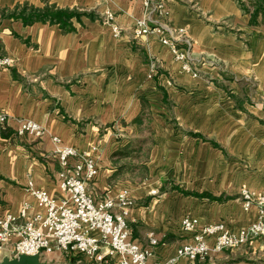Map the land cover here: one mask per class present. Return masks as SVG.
I'll return each instance as SVG.
<instances>
[{
	"label": "crops",
	"instance_id": "1",
	"mask_svg": "<svg viewBox=\"0 0 264 264\" xmlns=\"http://www.w3.org/2000/svg\"><path fill=\"white\" fill-rule=\"evenodd\" d=\"M144 1L0 0V9L48 3L94 14L93 20H73L70 32L0 15V60L12 61L0 68V111L8 119L0 135V217H16L18 228L43 214L26 191L28 183L55 200L64 198L57 187L54 137L80 152L95 147L98 175L89 193L100 202L127 191L134 203L127 211L132 238L147 246L152 234L158 245L151 261H159L187 242L183 217L197 219L199 226L222 223L232 232L256 219V208L244 212L238 197L242 191L264 193V25L251 26L233 0H162L161 14L150 0L145 9ZM107 14L121 30L119 38L103 24ZM143 18L161 33L133 38L134 24ZM163 38L192 43L197 78L181 70ZM142 101L154 143L143 180L116 173L112 164L116 152L145 135L143 124H133ZM23 120L35 122L44 134L19 136ZM169 182L175 190H165ZM24 203L29 209L21 219ZM15 240L0 261L10 258ZM262 243L177 264H256L250 254ZM58 253L47 255V263L55 264Z\"/></svg>",
	"mask_w": 264,
	"mask_h": 264
},
{
	"label": "built area",
	"instance_id": "2",
	"mask_svg": "<svg viewBox=\"0 0 264 264\" xmlns=\"http://www.w3.org/2000/svg\"><path fill=\"white\" fill-rule=\"evenodd\" d=\"M150 2L161 14L162 0ZM149 4V0H145L144 8L148 9ZM112 19L113 16L107 14L103 24L111 28L115 38H119L121 30L112 24ZM152 32L161 33V29L150 25L145 18L136 21L132 29L135 39ZM161 43L169 48L185 74L192 79L198 77L190 59L192 43L188 39L163 38ZM11 65L12 61L8 58L0 60V68ZM7 120V116L0 111V135L7 129ZM17 134L39 138L44 131L35 122L23 120L19 123ZM52 140L56 146L53 157L60 168L57 187L64 198L55 200L47 192L37 190L28 183L26 191L43 214L34 216L18 228L15 226L16 217L10 214L0 217V256L13 237L16 240L12 245L11 259L36 255L41 258V255L60 252L81 255L96 262L109 260L114 264H177L181 259L189 263L202 262L210 254L240 248L255 239L264 241V193L254 195L242 191L239 201L243 211L256 208L257 216L253 223L232 232L222 223L199 226L197 219L183 217L180 227L187 236V242L176 250L173 257L151 261L158 241L149 234L147 246H142L132 238L127 211L134 203L127 191H121L115 197L104 196L100 202H96L89 193L88 186L98 175L94 158L97 149L93 147L88 153L80 152L63 146L56 137ZM28 209L29 205L24 203L19 218L24 219Z\"/></svg>",
	"mask_w": 264,
	"mask_h": 264
},
{
	"label": "trees",
	"instance_id": "3",
	"mask_svg": "<svg viewBox=\"0 0 264 264\" xmlns=\"http://www.w3.org/2000/svg\"><path fill=\"white\" fill-rule=\"evenodd\" d=\"M238 6L242 14L250 17L249 24L251 26H257L259 24L264 25V0H233ZM0 15L3 18L20 19L24 25H32L36 22H49L59 26L63 32H70L73 30V20L80 22L82 17L94 19L93 13L78 12L77 10L60 9L54 5L44 3L43 7H35L27 3L18 4L12 9L4 8L0 9ZM260 19V22H259ZM3 56L2 45L0 43V58ZM235 98V97H233ZM141 114L137 117L133 124L141 126L146 121L149 123V117L145 113V103L142 101ZM237 108H241V104L237 103ZM147 139H141L137 142V145H128L121 151L116 152L113 155V166L116 168V173L128 172L130 174H139L140 179H146L148 176V169L146 162L148 161L147 150L144 148L148 143ZM151 140V139H150ZM153 143V141H151ZM173 190H175L173 188ZM187 196H193L196 198H207L211 201H216L207 194L198 193H184ZM219 201V200H218Z\"/></svg>",
	"mask_w": 264,
	"mask_h": 264
},
{
	"label": "rangeland",
	"instance_id": "4",
	"mask_svg": "<svg viewBox=\"0 0 264 264\" xmlns=\"http://www.w3.org/2000/svg\"><path fill=\"white\" fill-rule=\"evenodd\" d=\"M143 131H144V137L143 139H149L148 140V143L145 144L144 148L147 150V154H148V151H149V148L154 144V143H151V141H153V138H152V135L149 131V124L145 121L144 124H143ZM151 139V140H150ZM135 145H133L134 147ZM136 176H140L142 175L140 173L139 174H135ZM141 178V177H139ZM174 186L172 185L171 182L167 183L165 185V190H171V188H173ZM239 199H241V194L239 195L238 197ZM131 231V229H130ZM131 236H133V233L131 231ZM255 240H258V239H255ZM255 240H252V241H255ZM260 240V239H259ZM251 241V242H252ZM262 246L263 248L262 249H258V251L254 254H250L248 252V254H250V257H254L255 260H256V264H264V243H262ZM53 254V253H52ZM50 255V254H48ZM57 255V261L55 264H103V263H100V262H96L94 260H91V259H88L86 257H83L81 255H74V254H65V253H58L56 254ZM41 261L44 262V263H47V255H41ZM105 264H114V262H111V261H107Z\"/></svg>",
	"mask_w": 264,
	"mask_h": 264
},
{
	"label": "water",
	"instance_id": "5",
	"mask_svg": "<svg viewBox=\"0 0 264 264\" xmlns=\"http://www.w3.org/2000/svg\"><path fill=\"white\" fill-rule=\"evenodd\" d=\"M0 264H52L44 263L41 261L39 256H19L16 259L3 258Z\"/></svg>",
	"mask_w": 264,
	"mask_h": 264
}]
</instances>
